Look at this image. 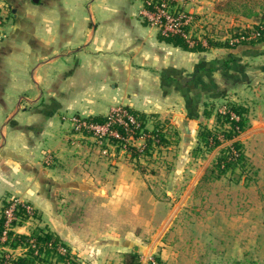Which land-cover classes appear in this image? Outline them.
<instances>
[{"label":"crops","instance_id":"crops-1","mask_svg":"<svg viewBox=\"0 0 264 264\" xmlns=\"http://www.w3.org/2000/svg\"><path fill=\"white\" fill-rule=\"evenodd\" d=\"M141 1L0 0V209L12 197L37 207L76 257L126 253L133 237L108 232L104 218L126 206L134 213L147 186L134 172L124 180V167H98L93 152L69 158L62 119L125 106L137 117L167 119L185 138L229 103L264 139V42L197 41L190 49L182 38L183 48L138 16ZM206 103L214 104L208 117Z\"/></svg>","mask_w":264,"mask_h":264},{"label":"rangeland","instance_id":"rangeland-1","mask_svg":"<svg viewBox=\"0 0 264 264\" xmlns=\"http://www.w3.org/2000/svg\"><path fill=\"white\" fill-rule=\"evenodd\" d=\"M199 5L202 7L196 11ZM183 8L186 11L194 8L192 25L188 28L190 39L206 45L208 42L226 44L240 32L264 27V0H189ZM252 11L256 15L252 16ZM68 117L62 119L61 129L63 150L69 158L93 152L98 167L109 170L124 167L127 170L122 175L124 180L130 182L134 172L135 182L147 186L139 201L141 205L133 208L134 213L126 206L118 214L111 212L104 218L108 232L123 235L127 231V236L133 237L134 241L126 246L127 252L108 254L104 248L91 255L92 259H88L90 255L78 253L76 257L69 253L72 264H131L135 260L139 264H264V139L261 133L251 134L245 128L228 140L222 137L220 130L224 128L220 122L202 117L198 127L193 125L191 135L184 138L182 128L175 131L167 119L147 120L136 116L143 124L140 130L144 136L137 138V148L134 145L124 149L113 141L100 146L85 132L75 133ZM200 124L214 130L221 144L206 150L199 143L202 149L197 151ZM155 129L163 134L158 142L152 134ZM234 140L242 144L246 165L221 172L216 165L220 149L230 146ZM103 147L106 154L101 152ZM77 159L82 167V159ZM32 207L31 216L20 212V224L13 226L12 233L30 235L48 230L37 207ZM98 218L97 214L93 216L95 223ZM5 246L6 252L11 251L13 261L23 256L28 247L19 244L12 248L6 243ZM163 249L167 250V259L162 257ZM57 257L43 253L35 264H62Z\"/></svg>","mask_w":264,"mask_h":264},{"label":"built area","instance_id":"built-area-1","mask_svg":"<svg viewBox=\"0 0 264 264\" xmlns=\"http://www.w3.org/2000/svg\"><path fill=\"white\" fill-rule=\"evenodd\" d=\"M189 0H143L141 8L138 10V16L142 18L150 26L158 29L159 33L164 37L179 36L183 38L190 46L195 44L190 39L188 28L192 25V15L189 11L184 10V5ZM256 33L244 36L239 34L228 40L230 45H234L241 40L254 38ZM225 106H221L220 113L225 112ZM230 117L237 120L238 117L234 113H230ZM68 122L75 133L85 132L87 136L100 146H104L109 141L117 142L122 148H130L138 146L137 138L144 136L141 132V124L136 116L131 114L125 106H116L111 108L104 116V121L94 122L89 118L80 116H69ZM106 154V148L101 151ZM32 205L23 203L15 197L10 198L2 208V216L4 219L3 230L0 236V260L2 264H15L11 251L6 252L5 243L7 241L8 232H12L13 226L20 222L19 214L22 212L25 216H31ZM19 225V224H17ZM14 234V233H13ZM59 253H69L64 246L58 248ZM2 253V254H1Z\"/></svg>","mask_w":264,"mask_h":264},{"label":"trees","instance_id":"trees-1","mask_svg":"<svg viewBox=\"0 0 264 264\" xmlns=\"http://www.w3.org/2000/svg\"><path fill=\"white\" fill-rule=\"evenodd\" d=\"M251 13L252 16L256 15V12L254 11H252ZM252 33H256V36L254 38H250L248 40H241L238 43L234 44L233 46L239 44L254 45L256 43L264 42V27L262 26L257 27L256 29L250 31L249 33L240 32V34H243L244 36H247ZM165 38H167L171 42H174L175 44L182 46L183 48H189L187 44L179 36L165 37ZM207 45L209 46L219 45V43L208 42ZM222 45L227 47L230 46L229 43ZM191 48L194 49L198 47L192 46L190 47V49ZM231 56L232 55L230 54V57ZM229 60H231V58ZM224 106L226 109L225 112L220 113L218 110L217 111L215 110L214 116H215V120H217L218 122L221 123V125H223L224 129L220 130L222 137L230 140L246 128L247 119L244 116L243 111L239 106L229 103L225 104ZM125 108L134 116L137 115V113H134L131 109L127 107ZM213 110H214L213 103H206L203 105V115L205 117H208L211 113H213ZM231 112L238 117L237 120L230 117ZM89 120L101 123L104 121V117L95 116L89 118ZM141 125L143 126L142 123ZM225 126H227L228 129H226ZM152 134H154V139H156L157 142L159 137L160 138L163 137V134L158 129L153 130ZM197 138H198V145L195 148L197 151L202 149L199 143L203 144L206 150H210L220 145L222 142V140L218 138L217 133H215L214 130L208 129L203 124L199 125ZM241 148H242V144L238 140H234L231 142L230 146L220 149V156L218 157L216 165L221 172H225L227 169L234 170L238 167L240 168L245 167L246 160ZM3 223H4V219L0 209V236L3 230ZM17 224H20V222H18ZM7 236L8 237H7L6 245H9L12 248L16 247L19 244H25L26 246H28L24 255L14 260L15 264H35L36 260L39 259V257L43 253L45 254L53 253L56 256H58L57 258L62 264H72V258L69 253H64V254L59 253L58 248L63 246V244L60 242V240L54 233L48 230L44 229L42 231L31 233L30 235L13 234L12 232H8ZM138 263H139L138 260H135L134 263L131 264H138ZM0 264H2L1 260H0Z\"/></svg>","mask_w":264,"mask_h":264}]
</instances>
